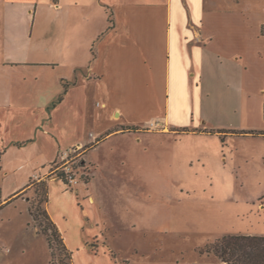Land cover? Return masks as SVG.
Returning a JSON list of instances; mask_svg holds the SVG:
<instances>
[{"label":"crops","instance_id":"1","mask_svg":"<svg viewBox=\"0 0 264 264\" xmlns=\"http://www.w3.org/2000/svg\"><path fill=\"white\" fill-rule=\"evenodd\" d=\"M163 54L167 114L159 122L164 124L126 125L124 111H144L146 101L120 98V91L136 79L158 80ZM257 69H264V0H0V174L8 177L12 150H30L36 159H26L23 185L0 210L19 202L30 180L40 181L60 154L78 149L74 158L82 156L94 168L90 182L73 191L46 176L45 207L75 264L88 249L70 242L66 229L87 225L91 238L99 240L97 230L119 217L109 197L93 189L100 164L91 153L121 138L136 135L142 141L145 131L198 132L171 127L176 104L230 97L232 80L245 82ZM89 258L113 264L116 255L103 248Z\"/></svg>","mask_w":264,"mask_h":264},{"label":"rangeland","instance_id":"2","mask_svg":"<svg viewBox=\"0 0 264 264\" xmlns=\"http://www.w3.org/2000/svg\"><path fill=\"white\" fill-rule=\"evenodd\" d=\"M165 61L163 54L158 80L143 83L136 79L120 91V98L136 101L143 97L146 101L144 111H124L126 125L155 129L150 124L160 123L167 114ZM253 72L254 77L249 72L245 82L232 80L230 97L176 104L170 112L171 127L198 132L145 131L140 135L142 141L136 135L121 138L119 143L109 142L91 153V159L100 164L93 189L109 197L111 209L119 217L97 230L99 240L91 238L87 225L66 229L70 242L85 244L88 249L87 255L76 256L75 264H108L104 258H89L100 255L103 248L116 255L113 264H222L214 248L223 237L264 236V69ZM158 101L163 104L161 109ZM243 130L260 133L251 136L242 134ZM29 152L8 153L6 168L10 172L8 177L0 174V206L23 185L26 159L36 162ZM75 156L70 164L80 184L73 191L84 186L94 170L82 156ZM60 157L46 166L40 181L30 180V188L19 195V202L0 210V264H73L42 215L46 203L41 183L58 173L57 165L62 171ZM81 201L84 205L85 200Z\"/></svg>","mask_w":264,"mask_h":264},{"label":"trees","instance_id":"3","mask_svg":"<svg viewBox=\"0 0 264 264\" xmlns=\"http://www.w3.org/2000/svg\"><path fill=\"white\" fill-rule=\"evenodd\" d=\"M53 165V164H51ZM59 165L56 166L57 174L63 175L59 171ZM56 171V170H55ZM90 178L85 179L88 184ZM43 186L44 202H48L47 183H41ZM52 230V236L56 239L59 246L62 247L69 261L72 262V254L66 247L61 232L53 223L46 210L42 213ZM214 252L221 260L222 264H264V236L259 235H229L219 240L214 248ZM71 264V263H70Z\"/></svg>","mask_w":264,"mask_h":264},{"label":"built area","instance_id":"4","mask_svg":"<svg viewBox=\"0 0 264 264\" xmlns=\"http://www.w3.org/2000/svg\"><path fill=\"white\" fill-rule=\"evenodd\" d=\"M160 123L154 122L150 124V127L156 128L159 127ZM78 152V149H71L69 151H66L61 154L60 160L62 163V172L63 175L56 174L55 176L51 174L48 179L49 180H60L62 181L69 189H73L74 187L78 186L80 184V179L78 177V174L75 170V168L70 164V161L73 160L71 158L72 155L76 154ZM61 170V169H60ZM57 171V170H56Z\"/></svg>","mask_w":264,"mask_h":264}]
</instances>
